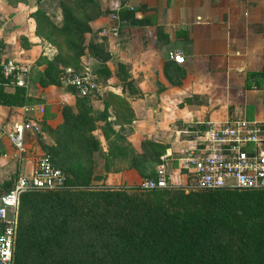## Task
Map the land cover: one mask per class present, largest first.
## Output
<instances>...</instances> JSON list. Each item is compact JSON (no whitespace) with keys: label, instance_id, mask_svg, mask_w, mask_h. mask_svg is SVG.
Here are the masks:
<instances>
[{"label":"crops","instance_id":"crops-1","mask_svg":"<svg viewBox=\"0 0 264 264\" xmlns=\"http://www.w3.org/2000/svg\"><path fill=\"white\" fill-rule=\"evenodd\" d=\"M36 9L34 0H0V60L28 68L27 103L0 104V183L30 176L42 154L69 168L80 144L85 160L102 162L92 186L129 187L141 153H159L158 165L179 177V158L209 121L264 118V76L252 75L264 69V0H99L100 11H114L93 14L85 33L77 71L90 69L98 85L88 94L52 82L57 62L51 73L37 65L59 49L37 34ZM113 27L118 37L104 32ZM24 118L40 130L25 133L20 153L11 134Z\"/></svg>","mask_w":264,"mask_h":264},{"label":"trees","instance_id":"trees-1","mask_svg":"<svg viewBox=\"0 0 264 264\" xmlns=\"http://www.w3.org/2000/svg\"><path fill=\"white\" fill-rule=\"evenodd\" d=\"M57 1L60 25L40 8L31 16L37 34L55 44L65 64L78 70L99 0ZM75 9L86 13L85 20ZM55 33L64 37L63 44L52 37ZM56 70L50 77L59 83L53 81ZM252 75L261 78L264 69ZM6 81L0 70V83ZM65 174V187L21 193L13 264H264V189L142 192L92 186L86 175ZM17 178L1 182L0 188L6 189L0 195L13 188Z\"/></svg>","mask_w":264,"mask_h":264},{"label":"built area","instance_id":"built-area-1","mask_svg":"<svg viewBox=\"0 0 264 264\" xmlns=\"http://www.w3.org/2000/svg\"><path fill=\"white\" fill-rule=\"evenodd\" d=\"M119 18L118 13L112 14ZM106 33L119 36V28H107ZM169 56L182 63L184 56L170 50ZM27 67L15 60H0V70L8 78L7 85L24 86L20 77ZM64 81L82 94H88L98 85L90 69L77 71L67 68ZM0 104L1 98H0ZM39 131L38 124L30 119L15 122L11 134L18 152L25 151L24 137L27 131ZM181 167L191 179V187L198 190L219 188L264 189V118H236L218 123L209 121L193 148L179 158ZM67 185L65 172L56 166L49 155L40 156L30 176H18L13 188L0 195V264H13L17 220L14 216L21 193L29 189H58ZM168 186L164 165H160L154 177L145 179L141 187L159 189Z\"/></svg>","mask_w":264,"mask_h":264},{"label":"rangeland","instance_id":"rangeland-1","mask_svg":"<svg viewBox=\"0 0 264 264\" xmlns=\"http://www.w3.org/2000/svg\"><path fill=\"white\" fill-rule=\"evenodd\" d=\"M19 1H23V0H19ZM36 1V8H40L42 9L44 12H48L51 17L53 22H55V24L60 25L62 22V9L58 3L57 0H34V2ZM68 3V2H67ZM68 6H70V4H67ZM71 7V6H70ZM34 12V11H33ZM74 13H76V16L82 20H85V17L87 16L86 13H84L83 10L81 9H75ZM43 33V32H42ZM53 38L56 39V41H58L59 43L63 44L65 39L64 37L59 34V33H55L54 35H52ZM85 44V42H84ZM64 50V49H63ZM46 57V56H45ZM44 55H42L39 60H37V65H42V64H50V62H53V66L55 64V62H57V77L56 79L54 78L53 81L55 82H63L64 78V73H65V68L67 67V65L65 64V60L63 61V56L62 58L59 56V50L57 51L56 55L52 58V59H47V57L45 58ZM65 70V71H64ZM32 71V70H31ZM1 84V89H2V98H3V103H14L12 104V106H17L20 107L24 104L27 103V98H26V93H23V89L26 92V86H18V85H10V86H6V84L4 83H0ZM7 87H11V88H7ZM18 109V108H17ZM97 147V146H96ZM88 148V145H77L75 146V155H73L74 157H76V159L73 161H69V168H63V170H65V172L69 175V174H74V175H86L87 179L90 178L91 179V183H93V175H94V166H96V164L101 165V161L98 160H85V152L84 150ZM95 148V146H94ZM158 152H160V150L158 149ZM159 153H151V154H140L141 157V162H139V168L137 170L138 175L136 176V179H134L133 181L130 182V184L128 185L129 190H139L142 192H148V191H152L153 190H145L144 188L141 187L142 182L149 178L152 177L154 174L155 169H157V167H159V163L157 162V158H159ZM43 155V154H42ZM41 156V155H40ZM89 158V157H88ZM90 161V162H89ZM97 162V163H96ZM68 163V162H67ZM96 163V164H95ZM103 166H104V162H103ZM98 176V177H97ZM94 179H101V177H99V175H97ZM168 176V186L164 187L161 190H181L184 191L186 194L190 193L191 191L195 190L191 187V179L189 178V175L187 173V171H185V169H183L181 176L179 177H170ZM90 181V180H89ZM98 184V183H95ZM140 186V187H139ZM80 187V186H79ZM6 187H1L0 190H5ZM143 189V190H142ZM155 192H158V190H155ZM14 216L16 218L19 217V207L17 208V210L14 213Z\"/></svg>","mask_w":264,"mask_h":264}]
</instances>
